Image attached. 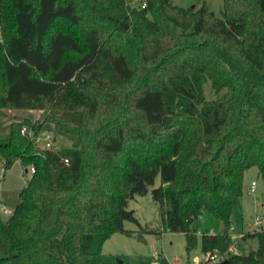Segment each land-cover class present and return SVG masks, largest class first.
Instances as JSON below:
<instances>
[{
  "label": "trees",
  "instance_id": "16d2710c",
  "mask_svg": "<svg viewBox=\"0 0 264 264\" xmlns=\"http://www.w3.org/2000/svg\"><path fill=\"white\" fill-rule=\"evenodd\" d=\"M134 1L0 0V116L41 111L6 124L0 141L4 169L34 168L0 212V264H101L103 241L131 232L125 220L147 229L127 204L148 191L188 251L202 208L223 229L201 233V252L233 243L244 172L264 175V0H223L221 16ZM24 126L71 145L39 148ZM247 237L256 248L228 251V264H264V226Z\"/></svg>",
  "mask_w": 264,
  "mask_h": 264
},
{
  "label": "rangeland",
  "instance_id": "374dc122",
  "mask_svg": "<svg viewBox=\"0 0 264 264\" xmlns=\"http://www.w3.org/2000/svg\"><path fill=\"white\" fill-rule=\"evenodd\" d=\"M137 0L134 5H137ZM175 5L181 7H200L205 4L216 16H221L223 0H171ZM204 97L206 99L216 98V94L211 87L210 81L203 85ZM41 111L26 109H5L4 115L0 116V141L7 135L6 124L13 120L29 118L32 121L39 119ZM53 139V133L49 132ZM52 146L55 148L68 147L71 141L60 134L54 136ZM29 167H24L19 160H16L11 167L4 169L0 163L2 172L0 186V209L2 204L11 211L18 201L19 190L26 184L30 176ZM255 181L253 188H250L251 181ZM160 183L159 176L155 183ZM243 196L238 205L231 210V234L233 243L231 252H247L256 248L257 239L247 237L241 239L242 230L249 225V230L257 228L253 225L256 214H264V175L257 167H250L243 175ZM128 209H133L134 214L140 224L147 227L146 230L139 231L136 222L125 220L124 226L131 229L130 233L114 232L106 238L101 247V264H159L161 257H165L170 264H192L194 259H205V255L200 248V235L203 232L216 233L223 229L222 221L202 208V213L191 220L190 225L198 230V243L190 251L186 249V238L182 231H166L161 225L160 207L153 200L150 191L143 195L136 194L128 200ZM3 213L8 216L11 212ZM264 226V222L263 225ZM154 229L150 231L148 229ZM159 231V232H158ZM242 231V232H241ZM141 233L145 240L138 239ZM236 243V246H235Z\"/></svg>",
  "mask_w": 264,
  "mask_h": 264
},
{
  "label": "built area",
  "instance_id": "2783aa9c",
  "mask_svg": "<svg viewBox=\"0 0 264 264\" xmlns=\"http://www.w3.org/2000/svg\"><path fill=\"white\" fill-rule=\"evenodd\" d=\"M141 7H145V2L141 4ZM21 134L29 136L34 144L38 146L39 148H50L52 147V136L49 132H43L40 134H35L31 130H28L26 126L21 128ZM67 162V160H65ZM29 170L30 173L34 171L33 167H29L27 171ZM1 179H2V172H0V186H1ZM255 185V181L252 180L250 183V188H253ZM2 212L7 213L11 212V210L4 204H2L1 209ZM264 222V214H256L254 216L253 225L256 226H262ZM232 250V247L230 246L229 249L223 253L220 252H212L208 255H205V259H194L192 264H212V263H220L222 260L225 259L227 256L228 251Z\"/></svg>",
  "mask_w": 264,
  "mask_h": 264
},
{
  "label": "water",
  "instance_id": "95a60500",
  "mask_svg": "<svg viewBox=\"0 0 264 264\" xmlns=\"http://www.w3.org/2000/svg\"><path fill=\"white\" fill-rule=\"evenodd\" d=\"M138 239L145 240L141 233H138ZM220 264H228L227 259L222 260Z\"/></svg>",
  "mask_w": 264,
  "mask_h": 264
},
{
  "label": "crops",
  "instance_id": "0c3cea01",
  "mask_svg": "<svg viewBox=\"0 0 264 264\" xmlns=\"http://www.w3.org/2000/svg\"><path fill=\"white\" fill-rule=\"evenodd\" d=\"M246 230H249V225H247L246 229L242 230V231H246ZM241 231V232H242ZM242 239V238H241ZM235 246H236V243H235Z\"/></svg>",
  "mask_w": 264,
  "mask_h": 264
}]
</instances>
